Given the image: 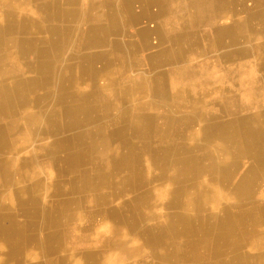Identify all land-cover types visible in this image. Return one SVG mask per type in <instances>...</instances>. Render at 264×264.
I'll return each instance as SVG.
<instances>
[{"label":"bare ground","instance_id":"obj_1","mask_svg":"<svg viewBox=\"0 0 264 264\" xmlns=\"http://www.w3.org/2000/svg\"><path fill=\"white\" fill-rule=\"evenodd\" d=\"M76 1L72 0L69 5L76 4ZM1 2L2 0L0 5ZM51 2L52 5L46 2L47 6L39 10L42 19L49 18L53 13L51 7L54 2ZM228 3L229 0H211L210 5L203 6L200 1H191L187 8L188 16L191 17L189 21L192 24L198 23V29L193 35L194 39L200 41L197 43L206 52L227 49L220 55L227 57L232 54L235 60L238 59L233 63L236 67L230 65L219 69L220 67L213 66L217 71L209 72L208 63L203 62L195 67L198 73L192 71V77L188 73L189 68L180 65L173 73L191 81L185 82L187 87L183 90L163 91L157 83L159 76L154 75L146 76L147 87L141 86L143 78L137 77L136 89L121 91L124 97L136 98L139 103L147 99L167 100L163 107L160 106V124H155L154 121L156 106L144 104L133 107V111L143 119L139 124L120 122L115 128L105 130L96 123L91 113L86 116L85 123L59 122L55 127L53 124L54 130L60 133L63 129L71 127L73 130L76 128V132H82L85 127L81 137L74 135L60 138L61 145L65 146L68 152L73 150V155H60L57 164L61 167L60 164L63 163L67 170L71 168L75 173L73 181L77 183L72 188L71 201L67 199L69 201L53 204L55 222L61 221L59 208L66 206L69 213L65 217L67 220L73 219V228L78 225L82 230L87 227L83 224V213H89L88 227L94 235V240L93 243H85L83 235L72 238L71 228H68L66 235L60 237L55 244L52 253H55L56 258L48 261V264L79 262L71 255L62 257L57 253L66 240L71 244V249L81 254L84 259L81 264H116L120 259L133 256H137L134 264H264V40H259L257 45H253L250 37L257 31L264 34V0H231L229 5L237 6V11H233L234 15H240L242 19H234L231 25L218 26L209 32L204 31L201 28V24L205 22L204 18L213 15L208 9L209 6L216 9ZM30 5L37 9L35 1L30 2ZM105 6L107 11H110L111 24L140 23L159 18L166 13L160 0H119V3H105ZM133 6L140 7L137 15ZM24 8L26 7L10 11L0 10V37L3 36V30L9 32L15 29H32V22L22 17L26 12L22 11ZM57 13L58 16L64 15L61 11ZM7 16H14V22L2 27V22ZM159 29L157 26L150 35L154 33L160 36ZM226 32L229 35H224ZM101 35V29L90 28L87 38ZM179 39L178 36L173 37L175 43ZM29 44L21 41L18 46L21 50L30 49L32 46ZM181 46L182 44L178 45L170 54V60L175 65L180 62L178 57L181 54ZM250 53L251 58L257 57L256 60L260 63L256 67H252L251 61L249 63V60H246ZM161 56V52L151 55L154 65L163 64ZM88 65L92 67L91 63ZM59 74L61 77L64 75L62 72ZM160 79L163 81L164 77ZM207 84L218 85V89H211ZM1 88L4 87H0V90ZM14 98L17 99L18 96ZM251 107L255 110L251 111ZM79 110L86 114V109ZM66 116L68 117V113ZM139 130L144 139L136 138ZM176 152H179L177 156ZM82 165L88 167L77 171V166L83 167ZM63 184L58 181L56 195L67 193L68 186ZM82 185L84 189L92 192L88 200L86 193L83 196L80 193ZM126 193H130L129 198H125L129 195ZM118 198H121V201L115 204ZM223 199L228 201L224 202ZM249 200H255L252 209L255 210L256 216L252 223L238 228L239 220L235 212L238 208L246 207ZM197 209L198 216H195V219L198 221L194 222L191 213ZM104 218L110 219L112 223L101 222ZM121 226L127 229L131 235L130 239L136 243L135 246H126L119 240ZM1 233L0 229V238H4L8 246L4 253L5 258L14 255L15 264H24L23 256L21 257L15 244L20 240L25 242V235ZM104 233H108V236ZM47 240L51 242L49 238ZM88 244H92L94 249L87 250ZM107 248L116 249L117 254L113 255ZM103 249L106 251L104 257L101 253ZM30 253L28 251V254ZM1 261L3 260L0 259V264H3Z\"/></svg>","mask_w":264,"mask_h":264},{"label":"crops","instance_id":"obj_2","mask_svg":"<svg viewBox=\"0 0 264 264\" xmlns=\"http://www.w3.org/2000/svg\"><path fill=\"white\" fill-rule=\"evenodd\" d=\"M33 1L37 3V9L30 5V2ZM42 1L2 0L0 5V10L4 11L26 7L22 9V11L26 10L22 17L32 22V29L25 28L23 31L15 29L9 32L3 30V36L0 37V87H4L1 88L2 91L0 90V119L2 118L0 120V229L2 230L1 234L10 233L17 236L22 233L25 235L24 237L27 238L25 242L20 240L15 244L16 248L20 250L21 257L23 256L22 261L24 264H48V261L53 260L54 257L56 258L55 253H52L56 247L55 244L58 239L60 240V237L64 234L66 235L65 232L68 228H71L72 238L83 235L85 243H93L94 240V235L88 227L89 213L82 212L85 217L83 224L87 226L82 230L79 229L78 225L75 226L77 229L73 228V219H71L72 221L67 220L65 215H68L69 209L66 206L59 208L58 213L61 216V221L59 223L55 222V215H53L55 205L53 204L60 201H71L72 188L77 183V181H73L75 173L71 168L67 170L63 163L60 164L62 165L61 167L57 164L60 155H73V150L68 152L66 147L61 145L60 138L63 137L65 139L67 136L74 135L81 137L85 127L82 128V132H76V128L73 130L71 127L63 129L60 133L58 130H54L53 124L55 127L56 123L59 122L73 123L78 121L85 123L86 116H89L90 113L96 123L105 130L115 128L120 122L142 123L143 119L133 111L134 106L144 104L163 107V103H166L167 100L147 99L139 103L136 98L124 97L121 91L123 89H136L137 77L143 78L141 86L144 87H147L148 83L145 80L146 76L153 77L157 75L159 76L157 83L163 91L183 90L187 87L186 83L191 81L185 80L181 75L174 74L176 67L182 65L189 68L188 73L193 77L192 71L198 73L195 67L200 65L199 63H208V71L211 72L213 70L217 71L214 67H220L219 69L227 68L233 65L234 61H238V59L235 60L232 57V54L227 57L220 55L227 49L206 52L197 43L200 41L193 38L194 32L198 29V23L192 24L189 21L191 17L188 16L187 4L191 1L198 3L200 1L201 5L206 6L211 4V0H160L163 10L166 11L164 15L156 19H148L132 24H111L109 22L110 11H107L105 3H113L114 5L119 3V0H77V3L73 5H69L72 0ZM51 1L54 2L51 7L53 13L50 14L49 18L42 19L39 16V10L47 6L46 2L52 5ZM230 2L231 0H229ZM229 3L216 9L209 6L208 9L213 12V15L212 17L204 18L205 22L201 24V28L209 32L218 26L231 25L234 19H242L240 15H234L233 13L237 6H230ZM57 11L63 12L64 15L58 16ZM133 11L137 15L140 12V7L133 6ZM14 18V16H7L4 21L2 20V27L7 24H13ZM157 26L160 27L161 35L158 36L154 33L150 35V32ZM90 28L101 29L102 35L100 37L90 36L87 38ZM139 33L146 35H140ZM224 35H229V33L226 32ZM174 36L180 38L177 43L173 40ZM231 36H234L233 33ZM257 36L261 40V33L258 31L250 35L253 45H257L260 42L257 40ZM18 39L30 43L29 45L32 47L21 50L18 46L21 41H18ZM181 44V54L178 57L180 62L175 65L170 60V54ZM149 50L152 51L149 52ZM157 52H161V59H163V64L159 66L154 65L150 58L151 55ZM56 57L59 58L57 59ZM248 57L246 60H249V63L251 61L252 67L260 64L256 60L257 57L253 56L251 58V53ZM88 63H91L92 67H89ZM233 66L236 67L237 65ZM249 67L247 66V68ZM61 72L64 74L62 77L59 74ZM203 74L207 75L201 73V75ZM162 76L164 77L163 81L160 79ZM105 79L107 80L105 81ZM207 85L211 89H218V85ZM226 94L229 95V93ZM14 96H18V98L15 99ZM79 104L80 106H77ZM107 107L119 108L114 113L118 121L111 128L104 124L107 113L105 108ZM82 108L86 109V114L84 111L79 110ZM251 110L255 109L252 108ZM67 113L68 117L66 116ZM141 134L139 135L138 132L136 138L144 139L145 137ZM2 165L4 166L2 167ZM82 166H77V171L88 167ZM59 170H62V172ZM70 170L71 172L69 173L68 171ZM58 181H62L63 185L66 184L68 186L67 193H62L59 196L56 195ZM81 188L82 191L80 193H82V196L86 193L87 200L90 199V193L92 192L89 189H84L83 185ZM126 194L129 195L125 198H129L130 193ZM120 201L121 198L116 199L115 204ZM1 219L4 221L3 223ZM110 221L108 218L101 220V222H107L108 224L112 223ZM8 225L10 228L7 229ZM120 229L119 240L124 242L126 246H135L136 243L133 242V239H130L131 235L126 231L127 229L124 226H121ZM104 234L108 236V233ZM48 238L52 243L47 240ZM70 246L71 244L66 240L61 245L60 251H57L59 256L71 255L75 260L79 261L77 264L83 263L84 259L79 251H74ZM87 247H85L87 250L94 249L92 244H88ZM107 249H110L113 255L117 254L116 249ZM7 250L6 240L0 238V259L3 260L1 263L15 264L16 257L14 255L7 259L5 258L4 253ZM28 251L31 253L28 254ZM101 253L103 254L102 257H104L106 251L103 249ZM135 257L137 258V256ZM135 257L120 259L116 264H134Z\"/></svg>","mask_w":264,"mask_h":264},{"label":"rangeland","instance_id":"obj_3","mask_svg":"<svg viewBox=\"0 0 264 264\" xmlns=\"http://www.w3.org/2000/svg\"><path fill=\"white\" fill-rule=\"evenodd\" d=\"M251 3V1H249ZM260 37L258 36V40ZM261 40H264V34L261 33ZM264 52V49L262 50ZM261 51V52H262ZM262 52V53H263ZM254 106V105H253ZM158 108V109H157ZM253 108V107H251ZM106 109V116H105V120H104V124L105 126H107L108 128H111L115 125V123L118 121V118H116V116L114 115L115 111L116 110H119V108H111V107H107L105 108ZM162 111V107L160 106H157L156 107V118H155V124H160L159 122H161V117H160V113ZM252 111V110H251ZM112 117V118H111ZM114 118V119H113ZM139 123V122H138ZM141 131L139 130V135H140ZM210 144H211V141H210ZM210 148V147H209ZM207 148V149H209ZM179 154V152H176L175 156H177ZM222 201L224 202H227L228 200L226 199H223ZM253 201L255 200H249L247 203H246V207H241V208H238L237 211L235 212L238 220H239V225H238V228H243L245 225H247L248 223H252L253 222V218L256 216L255 214V210L252 209L253 206H254V203ZM198 212V209L195 210L194 212H192V216H194L193 218V221L194 222H197L198 220L195 219V216H198L197 213ZM248 252V251H247ZM250 253V252H248Z\"/></svg>","mask_w":264,"mask_h":264}]
</instances>
